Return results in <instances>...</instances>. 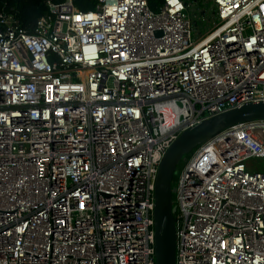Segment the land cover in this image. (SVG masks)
Wrapping results in <instances>:
<instances>
[{"label":"built area","instance_id":"obj_1","mask_svg":"<svg viewBox=\"0 0 264 264\" xmlns=\"http://www.w3.org/2000/svg\"><path fill=\"white\" fill-rule=\"evenodd\" d=\"M209 1L46 0L30 30L0 5V264H154L166 149L264 101V0ZM188 155L175 264H264V168L245 163L264 160V120Z\"/></svg>","mask_w":264,"mask_h":264},{"label":"water","instance_id":"obj_2","mask_svg":"<svg viewBox=\"0 0 264 264\" xmlns=\"http://www.w3.org/2000/svg\"><path fill=\"white\" fill-rule=\"evenodd\" d=\"M156 34H160L159 31ZM264 120V101L243 105L203 119L192 128L184 129L171 142L161 157L154 181V264H175V221L173 185L175 168L181 157L219 131L243 122Z\"/></svg>","mask_w":264,"mask_h":264},{"label":"trees","instance_id":"obj_3","mask_svg":"<svg viewBox=\"0 0 264 264\" xmlns=\"http://www.w3.org/2000/svg\"><path fill=\"white\" fill-rule=\"evenodd\" d=\"M52 1L59 2L61 0ZM75 3L83 10H91L94 9L96 0H75ZM159 3L160 0H148L149 8L152 10H155ZM3 4L27 30L32 29L36 20L47 11L46 0H0V5ZM173 180H175V176Z\"/></svg>","mask_w":264,"mask_h":264},{"label":"rangeland","instance_id":"obj_4","mask_svg":"<svg viewBox=\"0 0 264 264\" xmlns=\"http://www.w3.org/2000/svg\"><path fill=\"white\" fill-rule=\"evenodd\" d=\"M187 2L189 4H193L191 6V8L189 9V11H188L190 13V15L192 13L196 12V15L201 16L200 11H204L206 14H211V11L209 9L210 8V1L209 0H187ZM75 6L78 9H81V8H79L76 5V3H75ZM196 8H199V10L196 11ZM202 31L204 32V30H202ZM187 154L190 155V152L187 153ZM245 163H246L247 167H249V168H256V167H258L260 169H263L264 168V160L263 159H260V158H250V159L246 160ZM173 185H175V181H173Z\"/></svg>","mask_w":264,"mask_h":264}]
</instances>
